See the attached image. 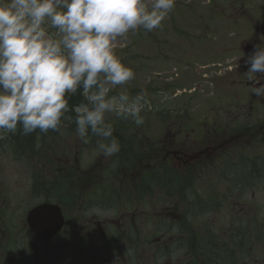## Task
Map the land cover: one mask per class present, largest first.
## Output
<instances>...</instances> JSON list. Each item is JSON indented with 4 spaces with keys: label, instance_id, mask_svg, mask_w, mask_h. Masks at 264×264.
<instances>
[{
    "label": "rangeland",
    "instance_id": "obj_1",
    "mask_svg": "<svg viewBox=\"0 0 264 264\" xmlns=\"http://www.w3.org/2000/svg\"><path fill=\"white\" fill-rule=\"evenodd\" d=\"M248 14L264 23V0H176L158 29L141 28L118 38L115 52L135 73L128 91L134 95L143 90L153 104L143 113L142 126L129 120L118 126L120 119L110 117L121 145L118 154L105 158L97 147L100 138L91 134L89 143H82L69 121L63 135L50 137L48 132L40 137L39 148L10 134L0 140V264L10 261L3 256L2 234L9 228L16 241L29 244L35 234L27 225V212L54 202L47 201L49 187L69 166L78 176L76 190L82 200L76 209L62 208L71 218V233L85 239L89 250L76 257L72 245L55 249L49 242L53 262L264 264V179H228L215 168L195 179L180 174L172 190L165 184L167 172L174 173L183 159L202 149L194 144L204 139L202 121L225 105L220 93L240 90L230 71L246 67L247 45L242 43L254 37L256 28ZM161 91L169 94L168 101L161 102ZM172 123L183 125L176 147L183 150L178 151L182 159L176 164L156 152L166 146L174 149V133L171 137L167 131ZM106 168L109 177L103 179ZM143 168L153 179L146 186ZM236 171L233 164L228 174L232 177ZM90 182L111 193L106 202L95 197V205L86 208ZM97 195L103 198V193ZM161 224L166 227L159 228ZM109 225L113 232L108 235ZM202 241L209 247H200ZM211 241L217 242L215 250ZM26 255L14 264H28Z\"/></svg>",
    "mask_w": 264,
    "mask_h": 264
},
{
    "label": "clouds",
    "instance_id": "obj_2",
    "mask_svg": "<svg viewBox=\"0 0 264 264\" xmlns=\"http://www.w3.org/2000/svg\"><path fill=\"white\" fill-rule=\"evenodd\" d=\"M176 0H0V140L75 124L82 143L100 138L109 158L121 150L110 117L145 123L152 101L127 85L134 70L115 52L118 38L158 29ZM253 94L264 97V35L245 61ZM260 74L259 76L257 74ZM75 105L69 101L75 95ZM161 102L167 92L159 93ZM71 113H74L72 115ZM38 130V131H37Z\"/></svg>",
    "mask_w": 264,
    "mask_h": 264
},
{
    "label": "flooded vegetation",
    "instance_id": "obj_3",
    "mask_svg": "<svg viewBox=\"0 0 264 264\" xmlns=\"http://www.w3.org/2000/svg\"><path fill=\"white\" fill-rule=\"evenodd\" d=\"M248 15L253 24L255 23L256 28L254 37L242 43V47L247 45V49L244 51L247 57L252 54L254 46L258 44L260 37L264 35V23L259 22L252 15ZM249 67L250 65L246 64L245 68L236 69L235 72L231 69L232 71L230 72L234 75L233 83L237 87L239 86L240 90L224 96L220 93V100L223 99L225 105L221 104L220 107L214 108L212 119L202 121L201 126L204 123L203 126H205L206 131L204 139L200 144L199 142L194 144L195 146H202V149H204H200L194 155H188V157L183 159L184 162L180 164L181 166L179 164L180 167L176 166L178 170L173 167L175 170L174 174L179 177L181 176L180 174H185L187 177L190 176L195 179L205 169L214 170L216 168L220 170L221 176L224 178L228 177V179H264V97H257L253 94V87H258L259 85L255 81H249L246 74ZM257 75L259 76L260 74L258 73ZM261 83H264V80H261ZM182 126V124L172 123L167 129L171 133V137L174 133V149L166 146L163 149L158 148L156 151L159 157L162 153L167 162L176 164L177 159H182L178 151L183 150L176 149L177 139L180 138L179 132H182ZM187 135L188 139H190V133H187ZM189 142L196 141L190 140ZM233 164L237 171L231 177L228 173ZM180 169H185V173H182ZM65 218L66 223L63 231L68 223L66 215ZM109 230L110 233L113 232L112 228H109ZM57 237L50 240H54ZM76 239L74 237V240ZM203 242L200 247H209L208 245H203ZM211 242L213 244L212 250H215L217 242ZM153 263L155 264L154 259ZM8 264H14L12 259Z\"/></svg>",
    "mask_w": 264,
    "mask_h": 264
},
{
    "label": "trees",
    "instance_id": "obj_4",
    "mask_svg": "<svg viewBox=\"0 0 264 264\" xmlns=\"http://www.w3.org/2000/svg\"><path fill=\"white\" fill-rule=\"evenodd\" d=\"M81 97L77 94L71 98L69 101L70 105H75L76 103L79 102ZM74 115V113H71ZM127 120H122L120 119L119 124H124ZM68 121H64V123H67ZM126 128L130 126V124L124 125ZM126 128L123 130L125 131ZM38 131V130H37ZM135 132V131H134ZM50 137H53L58 134V132L54 131H49ZM125 132H123L124 134ZM136 134V133H135ZM13 134H10L11 136ZM47 134H40V137L46 136ZM14 138H17L18 140L21 141H29L28 144H36L35 142L37 141V132H33L28 135H23L21 134L20 131H18L16 134H14ZM98 143V140L96 141ZM34 147V146H33ZM80 160L76 164H80ZM144 173L141 175V180L142 183L146 186L145 183L150 184L152 183V175L150 170H145L143 168ZM109 168L103 170L102 172V177L103 179L108 176L109 177ZM180 177L177 174L174 173H166L165 177V184L166 187L169 190H172L173 187H177V184L180 182ZM144 181V182H143ZM78 176L73 175L72 167H64L63 172H61L60 175L56 176V179L53 180V183H51L50 190L52 191V194L48 196L47 201H54L62 206H65L67 208H72L76 209L79 206L80 201L82 200V193H80L76 190V187H78ZM93 182H90L89 185H91ZM93 191V193H91ZM103 193V195H102ZM111 191L107 193L105 189H103L102 185L97 183L92 184L85 192V200L88 202L89 205H85L86 208L88 206H93L95 204H92L93 198L96 197V201L98 200H103L106 202L109 200V195ZM95 194H101V196H95ZM53 198V200L51 199ZM54 198L56 200H54ZM74 220V219H73ZM67 225L66 229L58 235L56 239L53 241H43L41 239H38L36 236L30 237L29 244L27 243L26 245H22L20 242L16 241V239L13 238V235H10L11 230L8 228L7 233H3L2 236H5V240H2V252L5 253L3 256L7 254V258L9 260L12 259V263H16L17 261H20L23 255L26 253L25 260L28 261V264H41L42 262L44 264H58L53 262V256H52V245L49 242H52L55 246V249L61 248L62 245L69 244L72 245V249L76 254V257L80 256V253L82 250L87 251L89 250V244H87V241L85 239L74 240L73 233L72 231V225H71V218L67 217ZM110 228H112L109 225ZM166 227L165 224H162L159 226V228ZM113 229V228H112ZM108 235H109V229H108ZM22 246V247H21ZM171 248V246H170ZM169 248V249H170ZM173 251L172 249H170ZM78 259V258H77ZM155 262H161V260H155ZM42 263V264H43Z\"/></svg>",
    "mask_w": 264,
    "mask_h": 264
},
{
    "label": "water",
    "instance_id": "obj_5",
    "mask_svg": "<svg viewBox=\"0 0 264 264\" xmlns=\"http://www.w3.org/2000/svg\"><path fill=\"white\" fill-rule=\"evenodd\" d=\"M31 231L41 240L57 236L65 225V215L61 205L44 202L32 207L26 215Z\"/></svg>",
    "mask_w": 264,
    "mask_h": 264
}]
</instances>
